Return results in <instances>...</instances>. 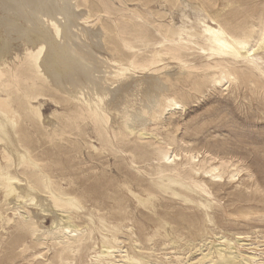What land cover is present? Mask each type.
Masks as SVG:
<instances>
[{
  "label": "bare ground",
  "instance_id": "6f19581e",
  "mask_svg": "<svg viewBox=\"0 0 264 264\" xmlns=\"http://www.w3.org/2000/svg\"><path fill=\"white\" fill-rule=\"evenodd\" d=\"M133 1L146 10L130 7ZM224 16L217 0H0V211L2 204L13 214L4 216L6 224L13 223L31 240L51 241L60 261L63 254L75 259L89 251L83 264H149L138 255L142 244L131 227L124 239L118 237L124 218L109 222L97 208L98 198L84 194L70 167L42 146L66 147L67 155L86 148L99 161L120 158L137 177L148 176L152 188L184 202H192V191L210 196L196 175L221 181L227 163L204 168L191 150L182 159L171 148L176 138L149 125L159 124L167 110L184 108L171 87L196 68L186 58L190 52L206 60L202 68L213 86L236 81L238 62L264 74V22L256 30ZM166 60L178 62L174 79L167 77L171 63ZM161 69L167 75L163 82V77L153 78ZM150 70L156 72L152 80L143 77ZM47 101L56 106L49 115L42 109ZM241 170H230L228 177L234 179ZM139 180L125 177L117 188L148 203L154 197L151 190L144 188L142 197L129 184L141 186ZM198 205L212 223L211 201ZM46 214L52 217L48 226L42 222ZM81 216L84 226L74 222ZM166 225L159 227L171 241L172 228ZM213 235L216 241L203 235L197 243L189 241L188 254L175 253L170 264H264V252L250 242V235Z\"/></svg>",
  "mask_w": 264,
  "mask_h": 264
},
{
  "label": "rangeland",
  "instance_id": "374dc122",
  "mask_svg": "<svg viewBox=\"0 0 264 264\" xmlns=\"http://www.w3.org/2000/svg\"><path fill=\"white\" fill-rule=\"evenodd\" d=\"M128 4L132 8L146 10L145 6L134 1ZM217 4L223 7L224 17H234L233 22L236 24L246 23L257 30L264 22V0H217ZM148 7L152 9V3ZM186 12L193 19L189 8ZM173 16L180 23L179 12L174 11ZM97 26L93 28H99ZM92 41L96 42L95 39ZM261 53L264 70V50ZM186 58L196 68L188 77L172 82L171 87L183 101L184 108L167 110L159 124L151 122L149 126L162 136L176 138L171 148L182 159L185 151L191 150L202 161L204 168L219 165L220 160L227 163L228 167L221 181L213 182L211 177H205L201 172L196 175L197 179L204 180L210 196L192 191L188 192L192 202H184L179 196L152 188L148 176L137 177L135 169L120 158L110 156L107 160L103 158L99 161V158L91 159L86 148L77 155H67L66 147H52L47 143L42 146L43 151L53 154L55 161H61L62 165L70 167L78 186L85 190L84 194L87 192V195L98 198L97 208L106 214L109 222L118 223L119 218H124L119 223L122 228L118 237L124 239L126 227H131L142 244V251L137 253L144 261H149V264H170L174 261L175 253L185 255L188 252L189 241L197 243L202 239L201 235L210 236L216 241L213 234L217 233L230 237L237 232L250 235V242H256L259 245L257 249L264 252V74L246 70L245 65L238 62L235 64L239 69L236 81L213 86L204 75L207 70L202 68L206 60L192 52ZM173 61L166 60L171 63L170 68H165L167 73L165 69L163 74V69L158 73L150 70L151 73L145 71L143 77L148 80L150 76L151 80L163 77L162 82L167 75L170 79L172 73L175 77L179 66L177 61ZM135 75L137 77L140 73ZM172 76L171 79H174ZM166 83L171 85V82ZM166 83L162 84L167 87ZM54 108L55 104L50 101L42 106L45 115L52 113ZM237 167H242L243 170L234 179H230V170L234 171ZM125 177L130 180L140 179L141 186L135 181L129 182L132 190L146 197L144 188H149L154 197L142 204L125 187L117 188ZM207 198L211 201L208 213L212 223L206 221L204 208L198 205V201ZM3 199L0 194V201ZM91 203L89 201L86 206ZM4 207L1 204L0 212L3 216L0 217V264H67V260L83 264L88 261L89 251H82L75 259L72 255L63 254L64 259L60 261L51 241L46 239L43 244L31 240L27 234L16 230L13 223L6 224L4 216L8 214L12 217L13 214L9 210L4 211ZM119 208L124 213L118 214ZM46 215L42 220L44 226L50 225L52 220L50 214ZM85 220L81 216L75 218L74 222L82 226ZM163 222L168 223L166 227L172 228V237L176 241L163 236V229L159 227ZM95 237L98 239L97 235ZM96 241L100 246L99 240ZM172 242L174 244L170 245ZM124 246H129V243L126 242ZM262 257L264 259V255Z\"/></svg>",
  "mask_w": 264,
  "mask_h": 264
}]
</instances>
